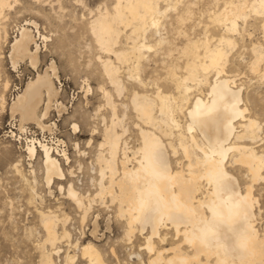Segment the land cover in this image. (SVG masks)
<instances>
[{"label":"rangeland","instance_id":"obj_1","mask_svg":"<svg viewBox=\"0 0 264 264\" xmlns=\"http://www.w3.org/2000/svg\"><path fill=\"white\" fill-rule=\"evenodd\" d=\"M43 1L18 0L0 17V264H40L37 244L43 242L45 233L38 213L49 211L61 218H68L65 228L72 245L93 243L107 264H147L148 254L140 250L146 234L136 230L131 241H128L124 236L125 220L117 216L115 205L107 197L96 198L82 221L75 205L63 192H59L57 186L65 188L72 183L80 195L93 196L96 191L95 179L98 177V146L103 139L102 131L110 124L111 118L103 90L111 96L117 117L127 130L123 139L129 146L138 147L136 125L141 123L131 108L133 94L150 95L157 85L164 94L176 98L175 82L170 77L173 73L185 75L184 67L189 59L186 48L198 39L202 41L207 37L214 41L222 36L221 28L210 17L231 0L160 2L161 10H166V13L160 20L159 35H155L153 29L146 34V44L153 47L143 52L139 71L140 78L147 86L145 89L139 87L127 76L126 67L120 66L119 79L123 86L120 94L102 74L99 58L105 59L108 55L101 52L89 31V23L96 11H111L114 0ZM26 22L35 23L40 35L38 38L36 34L39 47L36 69L27 60L20 61L14 68L9 60L11 45L18 37L19 28ZM237 24L240 34L235 36L236 46L230 54L227 74L223 76H236L235 87L242 88L243 106L248 110L246 116L258 122L262 128V141L254 147L264 154V80L260 78L261 74L252 73L248 68L253 60L252 47L261 45L264 48L262 18L252 13L245 22L238 20ZM28 28L36 33L33 26ZM159 40L161 44L158 45ZM127 45L123 35L116 49H125ZM108 57L115 62L113 55ZM200 57L202 59V55ZM51 63L56 68L58 78L53 81L58 90L57 103L62 104V110L59 111L60 107L53 103L47 118L43 120L45 125L50 126L49 131H42L35 124L27 123L21 132L19 117L14 116L13 119L9 115L8 105L37 73L42 74ZM210 75L209 81L212 82L211 78L215 76ZM205 91L206 88H203V95ZM2 99L5 100L4 106ZM178 120L181 124L185 123L183 116H179ZM120 130L118 128L117 132L120 133ZM25 138L48 141L49 144L57 139L63 141L69 158L68 164L60 158L63 180H55L49 188L46 187L41 153L35 160H28L24 149ZM17 162L28 182L23 181L11 168ZM231 171L240 184L247 182L239 166H234ZM32 187L36 196L31 201ZM252 190L256 199L254 211L258 215L256 225L261 230L264 228V181L255 183ZM61 231L58 225L57 232ZM160 235L166 240L160 242L155 239V245L159 248H169L179 242L169 226L162 227ZM66 245L65 241L57 245L60 252L53 255L55 264H64L66 253L76 255L74 264H86L80 252Z\"/></svg>","mask_w":264,"mask_h":264},{"label":"bare ground","instance_id":"obj_2","mask_svg":"<svg viewBox=\"0 0 264 264\" xmlns=\"http://www.w3.org/2000/svg\"><path fill=\"white\" fill-rule=\"evenodd\" d=\"M34 1L40 3L41 0ZM170 1L114 0L111 11L98 9L90 21L89 31L101 52L108 56L113 55L115 58V62L111 61L108 56L105 59L99 58V62L103 76L117 94L123 91L119 79L120 66L126 67L127 76L139 87L145 89L147 86L139 74L143 52L153 47L146 44V34L153 29L154 34L159 35L160 20L166 13V10H161L160 2L169 3ZM17 3L18 0H0V17ZM224 4L222 9L213 12L210 17L221 28L222 36L214 41L205 37L202 41L198 39L191 42L186 48L189 59L184 67L185 75L178 76L172 72L170 79L173 78L175 82L176 98L164 94L157 85L150 95L133 94L131 108L141 123V125H136L138 147L129 146L123 139L127 130L121 125L122 120L117 117L111 96L103 90L106 105L111 110V118L110 124L102 131L103 139L98 146L96 191L92 197H84L76 191L72 183L65 188L61 185L57 186L59 192H63L66 198L75 205L81 214L82 221L86 219L92 207L91 203L96 198L107 197L110 203L115 205L117 216L125 220L124 236L128 241H131L136 230L140 234H146L140 250H145L148 254L147 264H152L156 255L170 256L176 249L192 255L194 264H216V259L204 253L194 252L192 246L186 241L183 230L178 226L162 224L154 227L148 224H137L134 214L123 202L119 178L126 170L138 166L136 152L145 135H154L160 139L163 145V155L169 163L174 179L178 181V184L190 188L194 203H199L208 191L206 183L200 178L199 171L201 158L205 155V141L221 139L225 149L221 163L230 175L234 190L248 199L253 231L259 240L264 241V228L260 230L256 225L258 215L254 211L256 199L252 193L253 185L264 181V154L254 147L262 141V128L258 122L246 116L248 110L243 106L242 88L235 87L236 76H223L227 74L226 68L230 54L236 46L235 36L240 34L238 20L245 22L249 14L253 13L262 18L264 32V0H231ZM30 25L34 27L36 33L28 28ZM18 32V37L11 45L10 63L15 68L20 61L27 60L30 66L36 69L39 51L36 34L38 38L40 37L37 25L33 22H26ZM3 35L6 38V33L3 32ZM123 35L128 42V47L116 49ZM160 42L161 40L157 44H161ZM251 51L253 60L248 68L252 73L261 74L260 78L264 80V48L256 45ZM210 74L215 76L214 79L211 78L212 82L209 81ZM54 78L58 77L56 68L51 63L42 74L37 73L36 77L30 80L8 105L9 115L13 119L14 116L19 117L21 132L27 123L35 124L42 131L50 130V126L45 125L43 120L47 118L53 103L60 107L59 111L63 107L61 103H57L58 90L54 85ZM203 88H206L204 95ZM87 90H90L88 86ZM1 102L4 106L5 100L2 99ZM210 112L212 114L208 117ZM179 116L185 119L184 124L178 120ZM73 127L75 129L76 125ZM118 128L121 129L120 133L117 132ZM29 140L30 142L25 138V154L28 160L33 161L38 153H41L46 187L49 188L55 180H63L64 172L60 158L65 164L69 163L66 145L63 141L57 139L51 144L48 141H39L38 149L34 144L36 139L29 138ZM75 147L77 148V144ZM234 166L241 168L247 182L240 184L233 175V170L231 171ZM11 168L23 181L28 182L22 175L19 162ZM31 191L32 201L36 193L33 187ZM38 215L45 233L43 242L37 244V249L40 250V264H55L53 255L59 254L57 245L63 241L67 242L68 248L80 252L81 259L86 261V264H107L93 243L88 242L82 245L70 243V234L65 228L68 220L66 216L61 218L51 211L39 212ZM58 225L62 229L60 233L57 232ZM168 226L179 242L171 243L169 248H159L155 245V239L164 242L166 238H161L160 229ZM112 253L114 255V252ZM136 257L140 259L139 255ZM75 261L76 255L66 253L64 256V264H74Z\"/></svg>","mask_w":264,"mask_h":264},{"label":"clouds","instance_id":"obj_3","mask_svg":"<svg viewBox=\"0 0 264 264\" xmlns=\"http://www.w3.org/2000/svg\"><path fill=\"white\" fill-rule=\"evenodd\" d=\"M212 113L208 114V117ZM200 178L206 196L194 203L190 188L178 184L154 135H145L136 152L138 166L120 176L121 198L139 225L172 224L183 230L196 253L216 259V264H264V241L253 231L248 199L234 190L221 161V139L205 141ZM152 264H194L189 253L176 249L158 254Z\"/></svg>","mask_w":264,"mask_h":264},{"label":"built area","instance_id":"obj_4","mask_svg":"<svg viewBox=\"0 0 264 264\" xmlns=\"http://www.w3.org/2000/svg\"><path fill=\"white\" fill-rule=\"evenodd\" d=\"M27 141L30 142L29 139H27ZM39 141H41V140L36 139V140L34 141V144H35V146H37V148H38V143H39ZM32 143H33V142H32ZM38 149H39V148H38Z\"/></svg>","mask_w":264,"mask_h":264}]
</instances>
